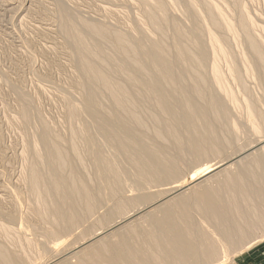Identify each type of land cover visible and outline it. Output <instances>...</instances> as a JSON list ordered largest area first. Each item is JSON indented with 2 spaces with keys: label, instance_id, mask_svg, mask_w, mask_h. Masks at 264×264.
Wrapping results in <instances>:
<instances>
[{
  "label": "bare ground",
  "instance_id": "obj_1",
  "mask_svg": "<svg viewBox=\"0 0 264 264\" xmlns=\"http://www.w3.org/2000/svg\"><path fill=\"white\" fill-rule=\"evenodd\" d=\"M161 2L154 3L146 16L154 29L163 35L165 28L171 23L175 31L173 50L171 46V49H168L169 47L167 48L166 44L159 40H151L144 45L142 37L137 36L131 39L127 37L128 35L125 36L102 25L74 21L66 6L62 3L58 6L62 13V28L69 38L67 39L74 45L77 68L81 72L80 76L83 77L82 81L79 80L80 89L83 92V105L87 114L93 119L97 133L101 134L118 154L112 147L111 152L117 154L116 156H124L130 167L132 166L131 169L136 171L134 175H137V180L134 179L138 182L137 186L144 183L150 187L153 183L160 185L162 182H172L173 185L168 189L172 195L186 188V190L190 189L197 185L194 183L199 177H206L224 166L221 161L211 166L200 164L201 166L193 172L191 177L183 182L179 181L180 173L182 176L184 171H182L183 166L186 165L184 168L187 169L188 165L189 167L193 165L190 162H202L212 156L223 154L224 145H226L224 139L227 140V136L223 137L229 131L223 135L222 129L230 121L227 103L230 102L237 107V98L225 84L224 75L219 67L218 57L220 55L226 57L228 49L224 46L223 37L221 39L220 34H217L218 31L216 33L215 31L223 26L232 33L234 28L213 6L214 8L211 7L212 9L207 11V16L209 25L216 30L212 31L213 28L207 30V45L203 40L206 30L199 31L194 22L195 28L190 33L194 37L191 48V45L183 42L186 39L187 30L183 29L184 32L181 26L173 22V18L170 19L167 4ZM189 7L193 9L192 5ZM193 17L198 16L195 14ZM241 27L245 40L243 42H246L248 46L246 49H249V53L252 54L251 61L257 68L263 87L264 43L252 34L250 18H243ZM77 29L86 30V35L95 42L89 45L91 41L88 42L89 38L85 32L78 33ZM186 37L189 39V36ZM110 38L114 39L115 47L120 51L121 60L119 61L110 56L103 47L104 42ZM238 39L240 40V37ZM209 50L213 56V64L210 74H206L203 67L207 63ZM233 63L230 66L231 72L237 79L236 82L239 81L244 86L245 83L241 78L243 75L239 73L238 64L233 65ZM184 64L188 65L187 69L190 66L192 68L187 70ZM116 73H122L125 76V80L122 81L125 82L117 81L119 79H115ZM189 73L192 74L190 75L193 76V80L189 78ZM246 91H248L247 87ZM218 92L225 95L227 102ZM105 93L111 99L108 110L106 105L104 109L101 103L103 101L101 98L104 97L101 95ZM252 100L246 101L249 123L254 132L264 134V112L260 111L257 103ZM74 105L71 106L69 113L72 119L81 113L77 105ZM146 106L148 109L152 108L154 112L148 111L151 113L147 115L156 124L152 128L149 125L151 129H147L145 118L141 117ZM24 117L26 118L24 121H27L26 109ZM236 124L234 122V126H237ZM46 126H41L39 137L42 152H38L37 147L34 149L35 161L33 160L34 164L31 168L28 167L30 168L28 187L31 191L29 192L36 200L35 203L37 202L34 213L41 222L46 224L47 231L44 235L46 239L57 241V238L62 235H68L74 228H80L82 224H86L87 219L100 214L98 212L105 208L106 195L108 199L113 198L115 204L103 215H99L102 225L125 214L129 207L154 199L155 194L145 193L131 198L121 195L126 188H124L126 183L124 175H130L131 169L129 168L130 172H126L122 168L124 170L122 171L117 165L119 162L117 161L116 164L111 160L114 157L111 152L110 155L112 154L113 157L107 158V154L105 156L103 151V144H98L97 137L91 133L92 131L79 130L84 133L81 134L88 145L89 154L87 155L93 158V160L90 159L91 166L92 164L95 166L93 175V171L87 175L81 167L84 164L81 162L83 155L79 154L82 149L78 152L76 147L78 145L74 142V138L77 139L76 137L80 136L76 132L78 130L73 133L72 139L66 141L62 136H58L59 134L52 133L53 131L48 128L49 125ZM229 130L232 133L231 129ZM228 143H230L229 140ZM105 144L107 145L106 142ZM105 152L108 151L105 150ZM241 160L243 161L236 165V169L229 170L222 177L214 174L207 176L208 178H205L207 182L189 195L179 194V197L169 199L173 201L164 205L159 204L152 213L146 212L148 215L140 224L102 237L100 236L103 232L96 236L93 232L92 235L97 238L96 240L88 241L87 245L83 241L82 244L68 248L67 252L62 250L60 253L63 254L57 253L55 257L52 256L53 259L60 254L61 258L68 255L75 260L65 257L66 259L60 263L57 262L59 264H231L249 247L264 241V150ZM138 179L142 182L141 184ZM6 216L9 217V215ZM129 219L125 218L121 223L124 224ZM85 224L84 228L87 227ZM9 228L0 225V236L9 238V235L14 234ZM91 230V227H88L83 230V234L87 235ZM38 231L37 233L40 232ZM32 235L35 236V234ZM16 237V240L12 237L13 241H18L21 237L25 240L26 234L19 230ZM26 240L27 245L32 246V241L29 238ZM4 244L0 243V264H35L30 261L25 251H20L24 248L18 247L20 249L18 251ZM46 249L49 253L52 247L49 248L48 245L44 250Z\"/></svg>",
  "mask_w": 264,
  "mask_h": 264
},
{
  "label": "rangeland",
  "instance_id": "obj_2",
  "mask_svg": "<svg viewBox=\"0 0 264 264\" xmlns=\"http://www.w3.org/2000/svg\"><path fill=\"white\" fill-rule=\"evenodd\" d=\"M158 1H162L161 3L167 4L166 6L170 19L172 20L173 18V22H175L179 27L181 26L182 30H187L186 36H189V39L185 36L186 39L183 42L187 45L189 44V46L191 45V48L194 37L191 36L190 33L192 30H194L195 26H197L199 31H202L203 29L206 30L203 40L208 45L207 30H211L213 27L209 25L207 11L212 9L211 7L213 6L220 11V14L222 17H224V20L232 24L234 28V34L233 32L230 33L227 28L223 26L220 30H216L214 28L212 29V31L216 30L215 33L218 31L217 34H220L219 36H221V39L223 37L225 42L224 46L228 49V55L226 57L222 55L218 57V63L220 69L222 70L221 72L224 75L225 84L237 98V107H235L230 102L227 103L228 109L230 110V121L228 122V125H225V127L222 129V134L229 131L227 134L225 133L226 135L223 134V138L227 136V140L224 139L225 143L223 142L227 146L224 145L223 154H220L219 156H212L210 157L211 159L209 158L202 162H190L194 166L188 163L191 165V169L189 165L187 169H185L186 165L183 166L182 171H184L182 176L180 173L179 181L183 182L188 179V177H191L193 172L201 165L208 166L209 164L211 166V164L213 165L220 161L221 163H224V166L207 176L214 174L217 177H222V175L226 174L229 170L236 169V165L243 161L241 159L244 157H248V155L256 154L264 150V134H258L253 131L252 125L249 123V119L247 117L246 109V101H251L254 99L252 101H255L259 110L264 112V86L262 87L256 66L252 64V54L249 53V49H246L248 48L246 42H243L245 40L243 38L241 27L242 19L247 17L250 18L252 20V34H254L257 39L259 38V41L264 43V0H0V211H4H1L0 213V225L10 227L9 229L14 233L9 235V238L0 236V243H5L4 245L13 250L15 248V250L19 251L21 248H24L20 251H25V253L30 258V261H33L35 264H39L40 262V264H48L49 262V264H53L52 262L55 261V263H60V261L66 258L74 261L75 259H72L68 255H65L64 257L62 256V258L59 255L62 252H67L68 248L70 249L72 246L75 247L79 244H82L83 241L86 245L89 244L90 241L97 239L95 236L99 233L103 232L100 237L109 234L112 235L113 233L121 231L124 228L138 225L148 215L147 213H152L154 211L153 209H155L159 204L163 203L162 205H164L165 203L173 201L169 199H173V197H179V194L189 195L196 188L207 182L205 180V178H208L207 176L203 178L199 177V179L194 183V185H197L191 187L192 189L188 188V190H186V188L185 190H181L178 193H173L172 195L168 192V189H170L171 185H173L172 182H162L160 185L159 183H153L152 185L150 184L152 186H150V188L147 184H141L142 182L138 179L139 183L141 182V186H139V184V187L137 186L136 183L138 182L135 181L137 175H134L136 171H134L133 168L131 169L132 166L130 167L124 156H116L118 153L114 147L110 145L104 139V137L101 136V134L97 133L94 121H92L93 119L89 114H87V111H85L82 100L83 92L79 85L83 77H81L82 75L80 76L81 72H79L77 68L78 64L77 59H75L77 57L74 54V45L71 40H68L69 38L67 35H65L66 33L62 28V13L59 8L60 6H58L61 3L63 6H66L65 8L69 11L70 16H72L71 18L74 19V21L102 25L110 28L112 31L124 34L125 36L128 35L127 37L131 39L137 36L142 37L144 38V45L151 40H159L162 41L164 45L166 44V47H169L168 49H171L172 47L173 50L175 47V31L173 26H171V23L165 28V33L163 35L154 29L148 17L146 16L148 11L153 8V4ZM191 1L192 3H190ZM189 5H192L193 9H191ZM190 11L194 15L196 14L198 17L192 18L194 15H192ZM240 14L244 15L240 16ZM235 31L238 32V34ZM77 32H85V35L87 34V31L82 29H77ZM86 36L89 38L88 42L89 40L91 41L89 42V45L95 42L89 35ZM239 37L240 40L238 39ZM241 41L243 43H241ZM113 42L114 39L110 38L108 41L104 42L105 45L103 44V47L105 48L106 52L110 54V56L119 61L121 60V54L119 53L120 51L116 49L115 42ZM244 48L246 49V52ZM250 61L251 64L249 63ZM232 63L233 65L235 63V65L238 64L237 67L240 69L239 73L243 75L241 78H243L242 80L245 83L244 86H242L239 81L238 83L236 82L237 79L233 76L230 68ZM189 64L190 63H188V65ZM212 64L213 56L210 51L208 54L207 63L203 67L206 74H210ZM188 65H185V67H188ZM191 66L188 69L186 67V69L190 70L192 68ZM250 67H253L254 69H250ZM120 74L116 73V78H114L119 79L117 81L121 80L120 82H125L122 81L125 80V76L122 73ZM190 74L191 73H189V78L193 80V76ZM246 87L248 91H246ZM105 94L101 95V97L104 96L101 98L103 100L101 103H103V108H107L108 110L110 109L111 99L108 94ZM219 95L221 94L219 93ZM224 96V94L221 95L225 101L226 99ZM258 99L262 102H260ZM73 105H77V108L81 113H78V115L72 119L69 113L72 108L71 106ZM25 109L27 110V121H24V119L26 120L24 117ZM148 111L153 112V109H148V106H146L141 117L142 119L145 118L144 122L146 125H148L147 129H151L156 124H154L153 120L147 116L151 113ZM36 117L40 120L36 119ZM81 119H84L86 122L81 121ZM147 120L151 121L148 122ZM151 122L152 124H149ZM234 122L235 124L237 122L236 125H239L238 128L237 126H234ZM41 124L45 126L47 125L46 127L49 125L48 128L53 131L52 133L55 135L59 134L58 136H62V138H64L66 141L72 139L73 133L78 130L76 132H78L80 136L78 135V137H76L77 139L74 138V142L78 146H76L75 143L74 144L77 147L78 152L82 149L80 152L85 153L81 154L79 152L81 156L83 155L81 157L83 158L81 162L84 163L83 165L81 163L82 170L83 172L85 171L87 175H90L92 171L93 175L95 166L93 164L91 166V160H93V158H90V155H87L89 154L88 145L85 138L82 136L84 133L80 131H92L91 133L93 135L95 134V137H97L98 144H103V151L105 156L107 154V158L110 159L113 157L112 154H114L113 151H115L117 154H114L115 158L113 157L111 160L115 161L116 164L118 161L119 163L117 165L121 170L123 168L126 170V172H130L131 169L130 175H124V182L126 181L124 188H126L121 195H123L125 198H131L145 193L155 194L154 199L144 202L143 204L133 205L126 210L125 214L121 215L120 217H116L112 221L102 225L99 221L100 219L98 218L99 215H103L107 209L111 208L115 204V200L113 198H110L111 200L108 199L106 195V200H104L106 201L104 202L105 208L103 207V209L98 212L100 214L87 219L88 221L86 224L84 223L85 227L87 225L86 228H84V224H82L80 228H74L71 230L72 232L70 231L71 233L68 235L65 234V238H63L64 236L62 235L60 238H57V241L55 239H46V236H44L46 235L45 233L47 231L46 224L43 221L41 222L40 218L36 217L34 213V208L36 207L37 202L35 203L36 200H34L32 195H30L31 191L30 187H28L30 168L35 161L34 149L37 147V151L42 152V146L39 143L42 126ZM149 125H151V128ZM225 129L226 131L223 132ZM229 129H231L232 133ZM72 130H74V132ZM228 135H231V138H229ZM100 138H102V140ZM228 140L230 143H232H228ZM105 142L108 146L105 144ZM105 150L108 152H105ZM111 150L113 151L111 152ZM110 152L112 153L111 155ZM123 159L126 161L124 160L122 162ZM164 184H166V186ZM24 214L26 216L25 218ZM6 215H9V217ZM125 218L129 220L125 221L124 224L121 223L123 220H125ZM114 226H116V228ZM88 227H91L92 232L90 231L88 233L89 235H84L83 230L87 229ZM19 230L22 231L23 234H26L25 240L23 237H21L20 240L13 241V238L16 240V233H18ZM37 231L39 233H37ZM31 233L35 234V236ZM27 238L32 241L33 248L32 246L29 247V245H27ZM48 245L49 248L52 247V252L50 251L48 253L47 249L46 251L44 250ZM18 247H20V249ZM60 251L62 252L60 253ZM263 251L264 241L257 242L249 247L246 251L239 254L231 264H241L245 258L249 256H259ZM57 253H60L56 257L57 260L56 258L53 259Z\"/></svg>",
  "mask_w": 264,
  "mask_h": 264
},
{
  "label": "crops",
  "instance_id": "obj_3",
  "mask_svg": "<svg viewBox=\"0 0 264 264\" xmlns=\"http://www.w3.org/2000/svg\"><path fill=\"white\" fill-rule=\"evenodd\" d=\"M241 264H264V251L259 256H249Z\"/></svg>",
  "mask_w": 264,
  "mask_h": 264
}]
</instances>
